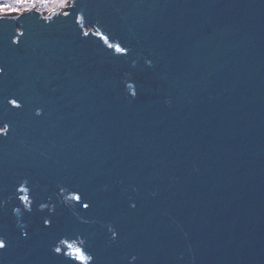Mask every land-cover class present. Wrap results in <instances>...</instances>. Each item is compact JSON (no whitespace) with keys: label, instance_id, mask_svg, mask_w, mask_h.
Wrapping results in <instances>:
<instances>
[{"label":"water","instance_id":"95a60500","mask_svg":"<svg viewBox=\"0 0 264 264\" xmlns=\"http://www.w3.org/2000/svg\"><path fill=\"white\" fill-rule=\"evenodd\" d=\"M0 238V264H264V0L0 19Z\"/></svg>","mask_w":264,"mask_h":264},{"label":"snow or ice","instance_id":"6c2138e0","mask_svg":"<svg viewBox=\"0 0 264 264\" xmlns=\"http://www.w3.org/2000/svg\"><path fill=\"white\" fill-rule=\"evenodd\" d=\"M41 3H46L47 0H40ZM27 6V7H25ZM35 6L34 0H11V2H0V19H3L4 17L10 16L12 14L20 15L25 11L31 10ZM65 15H68V13H65ZM84 35H88L87 32L84 33ZM96 35H102L101 33L97 32ZM14 43L16 41H13ZM105 42L107 43V40L105 39ZM109 47H112L111 44H109ZM115 51L118 53H124L127 50L124 48H121L119 45L115 46ZM12 106L14 108H18L20 105L17 104L15 100L10 101ZM20 191H26V189H20ZM20 199L22 201H27V196H21ZM74 199L79 200L80 197L76 196ZM85 208L88 207L87 204L84 205ZM50 223L49 220H44V224L48 225ZM64 246L66 247L67 251L63 252V255L70 258V260H74L79 262V264H89L91 260H93V257L91 254L87 253V250L78 246H74L72 243H67V241L62 242ZM6 247L5 241L0 238V249H4ZM54 252L56 254H61L62 249L61 247H55Z\"/></svg>","mask_w":264,"mask_h":264},{"label":"rangeland","instance_id":"374dc122","mask_svg":"<svg viewBox=\"0 0 264 264\" xmlns=\"http://www.w3.org/2000/svg\"><path fill=\"white\" fill-rule=\"evenodd\" d=\"M73 0H47L46 3H41L40 0H34V7L52 8V9H62L65 10ZM0 2H5V0H0ZM11 2V0H7ZM27 7V6H25Z\"/></svg>","mask_w":264,"mask_h":264}]
</instances>
